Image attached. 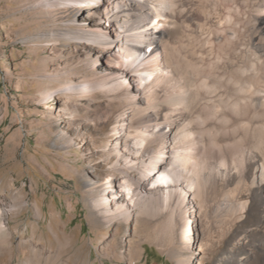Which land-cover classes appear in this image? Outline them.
<instances>
[{
	"label": "rangeland",
	"instance_id": "374dc122",
	"mask_svg": "<svg viewBox=\"0 0 264 264\" xmlns=\"http://www.w3.org/2000/svg\"><path fill=\"white\" fill-rule=\"evenodd\" d=\"M200 1L182 0L177 24L169 26L163 44L169 56L194 65L199 78L207 75L200 80L203 84L218 81L216 87L208 82L200 90L223 104L234 99L237 91V95L248 92L247 88L240 92L229 77V68L240 65L242 54L231 57L217 52L213 32L227 28L231 21L221 14L219 0ZM42 2L0 0V211L10 233L0 249V264H22L28 241L45 242L54 234L68 236L73 245L49 247L44 259L29 264H178L180 260L185 264H264V177L260 182L255 176L264 142L259 139L262 130L256 128L249 130L242 166L231 157L223 163L208 162L212 167L217 164V169L202 170L201 188H193V200H184L193 211L185 205L180 212L171 206L156 213L139 205L129 212L127 223L103 221L93 204L98 195L104 196L113 209L112 200L121 196L116 188L109 196L106 182L109 174L114 175L110 167L115 154L108 146L116 140L110 137L111 129L124 111L118 100L97 92L74 97L66 93L68 82L91 81L107 68L103 50L68 41L60 34L68 28L115 29L104 16L111 1L69 13ZM130 88H135L133 83ZM218 116L213 111L211 117L217 121L213 120V127L232 125L224 115ZM254 117L251 120L264 119ZM233 129L235 137H231L238 140L240 131ZM123 141L127 147L132 144L128 138ZM116 148L123 154L122 148ZM138 175V170L116 173L113 185L122 177L138 185ZM193 194L198 197L194 199ZM184 210L191 224H185L188 231L181 235Z\"/></svg>",
	"mask_w": 264,
	"mask_h": 264
},
{
	"label": "bare ground",
	"instance_id": "6f19581e",
	"mask_svg": "<svg viewBox=\"0 0 264 264\" xmlns=\"http://www.w3.org/2000/svg\"><path fill=\"white\" fill-rule=\"evenodd\" d=\"M102 1L43 0L42 5L58 7L64 10L63 13L67 11L69 13L72 10L79 11L83 7L98 6ZM109 1L112 6L106 8L104 16L115 29L68 28L60 34V37L68 41L86 42L103 50L104 65L108 69L91 81L68 82L64 86L66 93L74 97L78 93L93 95L97 92L104 97L118 100L119 107L124 111L116 117L111 129L110 137L116 140L114 145L108 146H112L110 150L115 154V161L110 167L114 175L109 174L111 179L106 182V193L109 196L113 193V188H116L121 196L117 197L116 201L112 200V204L116 206L113 209L111 206L108 207L104 196L98 195L93 205L102 214L103 221L106 223L117 219L127 223L129 212L139 205L144 210L156 213L170 209L171 206H174L171 207L172 211L180 212L179 209L185 205L193 211V208L185 204L184 200H193L191 193L196 187L201 188L203 178L200 173L212 167L208 164L210 160L213 163L216 161L223 163L231 157L238 166H242L246 143L250 135L249 130L253 128L262 130L259 139L264 142V119L251 120L254 115L264 118V0H219L221 14L227 15L231 24L227 28L216 29L213 32L217 52L231 57H234V54H242L240 65H232L233 67L229 68L230 76H228L232 77L234 85L237 84L240 92L242 89H248V92L243 95L239 93L237 95V91L234 99L224 97L227 100L223 104L215 97L205 95L208 92L203 91L205 92L203 94L200 90L206 89L208 82L213 84L211 87L214 88L218 85V81L208 80L203 84L200 80L205 74L199 78L200 72L196 73L194 65L188 64L189 61L182 64L171 54L169 56L165 50L164 39L169 35V26L177 24V15L181 14L182 0ZM201 3L200 7L203 8ZM251 66L254 69H250ZM131 83L134 84V89H129ZM227 89L231 88L227 86ZM220 91L222 92V89ZM232 92L231 95H234ZM213 111L220 117L224 115L234 127L232 125L224 128L221 125L213 127V122L216 121L211 117ZM243 123H245L244 126ZM247 125L250 129L246 128ZM233 128L240 131L238 140L234 139ZM231 134L234 137H231ZM124 138L131 141L130 147L126 146ZM116 146H119V149L122 148L123 154L117 152ZM153 147L156 148L153 149ZM108 150H105L106 153H109ZM260 159L262 163L256 169L255 176L263 182L264 156H260ZM191 161L195 163V168L191 166ZM213 169H217V164L213 165ZM135 170L139 171L138 185L125 177L117 181V186L113 185L116 173L125 175L126 171ZM189 172L191 175H186ZM183 177L185 180H182ZM97 185L98 183H95L94 187ZM140 193L143 195L142 199H139ZM196 195L194 199L198 197ZM118 200L122 203H117ZM192 211L189 213L193 214ZM184 212L185 210L180 214L181 235L188 231L186 225L191 224L187 223L186 220L189 218ZM3 215L4 213L0 211L1 251H3L4 239H8L10 234L9 228H5L1 221ZM64 242L71 243V240L68 236L59 234H54L45 242L38 241L37 244L28 241L29 250L26 247L27 252L22 264L38 261L37 259L40 261V258H43L46 251L50 249L49 247L57 248L58 244ZM62 247L67 248L64 245ZM80 250V248L76 250L79 256ZM178 264H185V262L180 260Z\"/></svg>",
	"mask_w": 264,
	"mask_h": 264
},
{
	"label": "trees",
	"instance_id": "16d2710c",
	"mask_svg": "<svg viewBox=\"0 0 264 264\" xmlns=\"http://www.w3.org/2000/svg\"><path fill=\"white\" fill-rule=\"evenodd\" d=\"M146 252V251H145Z\"/></svg>",
	"mask_w": 264,
	"mask_h": 264
}]
</instances>
